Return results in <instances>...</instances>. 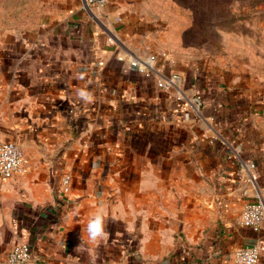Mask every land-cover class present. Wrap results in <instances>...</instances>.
<instances>
[{"label": "crops", "instance_id": "obj_1", "mask_svg": "<svg viewBox=\"0 0 264 264\" xmlns=\"http://www.w3.org/2000/svg\"><path fill=\"white\" fill-rule=\"evenodd\" d=\"M81 1L47 8L36 26L0 25V144L21 145L30 167L26 176H0V261L28 243L41 264H235L236 250L264 240V227L254 234L240 217L183 262L155 256L169 251L161 224L176 218L162 207L177 206L179 176L219 173L241 215L239 164L253 161L264 201V144L249 115L258 108L254 95L226 74L182 76L183 90L200 93L207 111L184 119L174 92L119 59L159 61L160 43L135 0H110L91 12ZM210 115L225 131V146L240 144L236 165L204 140ZM65 174L73 187L63 198ZM96 215L105 235L93 241L88 224ZM135 224L141 246L130 234Z\"/></svg>", "mask_w": 264, "mask_h": 264}, {"label": "rangeland", "instance_id": "obj_2", "mask_svg": "<svg viewBox=\"0 0 264 264\" xmlns=\"http://www.w3.org/2000/svg\"><path fill=\"white\" fill-rule=\"evenodd\" d=\"M80 4L81 0H0V25L4 28L41 24L47 8L58 3ZM138 15L147 16L151 32L170 60L163 63L167 74L191 76L201 71L233 77L239 90L254 95L259 124V141L264 144V0H135ZM89 12H91L89 10ZM157 46V45H156ZM198 80V79H197ZM205 111V112H204ZM201 115L207 111L203 107ZM198 115H194L197 118ZM212 117L214 120H212ZM210 146L220 147L231 164L239 163L240 144L234 139L224 145L225 131L210 115ZM198 161L192 158V164ZM240 170V169H239ZM238 170V174H239ZM219 173L205 179L179 176L176 205L162 207L175 215V222H163L160 242L169 251L155 256L157 262H183L192 248H200L214 232L222 233L236 223L240 210L225 190ZM137 224L130 233L140 243ZM166 249V248H165Z\"/></svg>", "mask_w": 264, "mask_h": 264}, {"label": "built area", "instance_id": "obj_3", "mask_svg": "<svg viewBox=\"0 0 264 264\" xmlns=\"http://www.w3.org/2000/svg\"><path fill=\"white\" fill-rule=\"evenodd\" d=\"M90 11L103 10L110 0H84ZM120 20V19H119ZM128 61L130 66L137 70L145 80L154 79L156 85L164 91L174 92L175 101L184 115L190 120L195 114L201 116L203 99L200 93L189 94L183 90V77L179 74H164L161 64L170 60L168 52H162L157 62L153 58L142 59L129 55L119 58ZM160 64V65H159ZM240 179L245 188L243 197L245 202L240 215L239 224L250 229L254 234H259L264 227V201L258 187L261 171L256 162L241 161L239 164ZM30 171L29 163L21 145L16 142L6 141L0 144V176L4 179L26 176ZM73 178L65 174L60 179V193L63 198L72 192ZM264 259V240L260 239L251 246H245L235 251L233 261L235 264H261ZM0 264H41L33 256V251L28 243H20L12 248L7 258Z\"/></svg>", "mask_w": 264, "mask_h": 264}, {"label": "clouds", "instance_id": "obj_4", "mask_svg": "<svg viewBox=\"0 0 264 264\" xmlns=\"http://www.w3.org/2000/svg\"><path fill=\"white\" fill-rule=\"evenodd\" d=\"M88 235L93 241L105 235L104 218L101 215H96L92 220H90L88 224Z\"/></svg>", "mask_w": 264, "mask_h": 264}]
</instances>
